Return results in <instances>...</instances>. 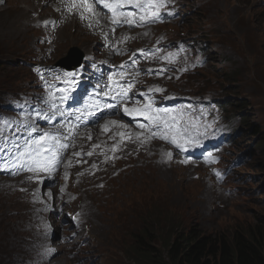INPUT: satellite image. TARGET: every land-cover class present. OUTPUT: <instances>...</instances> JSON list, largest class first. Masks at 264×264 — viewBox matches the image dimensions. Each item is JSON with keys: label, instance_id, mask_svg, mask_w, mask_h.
<instances>
[{"label": "rangeland", "instance_id": "1", "mask_svg": "<svg viewBox=\"0 0 264 264\" xmlns=\"http://www.w3.org/2000/svg\"><path fill=\"white\" fill-rule=\"evenodd\" d=\"M183 2L192 11L185 27L209 43L208 51L212 58L208 68L195 75L190 84L198 92H210L232 103L229 108L230 113L239 116L237 122L241 124L244 132L235 151L248 150L252 155L247 164L239 169L238 174H235L230 182L235 195L229 205L224 209L214 210L212 215L215 218L209 224L214 225L217 220L221 219L222 227L217 233L210 234L207 230L195 226L194 217L187 215L185 209L188 214L196 216L199 204L223 200V197L219 195L220 197L204 198L196 190L193 191L194 193L189 192L186 189L188 185L183 180L167 181L164 173L156 174V172L142 170V176L138 178L136 186L131 188L135 194L141 195L145 184H161L164 189L172 191V199L169 197H162L159 200L142 199L136 200L133 205L126 206L128 196H123L119 202V215H110L108 219L99 221L106 231L111 232L110 246L128 260L136 259L139 264L147 263L142 257L148 252H144L142 248L145 247L149 251L151 246L162 248L169 239L175 238L178 232L188 234L191 227L196 228L197 233L212 239L218 236L226 237L231 231L245 232L248 230L255 224L251 216L254 214L247 213L243 208L244 198L241 194V186L249 187L254 184H250L248 180L244 184V180H239V178L250 173L264 172V3L262 0H184ZM14 8L13 3L7 10L12 12L9 18L17 21L15 12L11 11ZM15 28L13 31L19 34L28 31L26 27L17 26ZM10 35L5 25L0 23V92L7 88L6 85L10 79L20 78L26 74V69L22 68L18 62L21 57L25 58L31 52L26 40L20 38L18 45L12 43L17 39L10 38ZM75 38L77 37L72 40ZM5 40L7 44L3 45L2 42ZM76 43L79 45V41ZM10 82L13 90L20 86L18 80L15 85H13L14 81L10 80ZM0 108H3L1 101ZM253 125L256 126L254 127L256 131L251 130ZM135 176L136 172L133 171L124 177L122 182H132V178L135 183ZM215 189L217 188L212 186L203 192H212ZM146 193L150 196L149 187ZM1 196L4 200L0 206V216L2 208L12 207L9 205L11 201L5 199L2 194ZM249 205L260 209V206ZM142 208L146 209L139 213ZM235 215L243 219L236 220ZM89 219L86 222L90 226H95L94 220ZM86 229L89 228L86 227ZM143 237L145 239H142ZM3 247L0 241V264H3L6 256V251H2ZM18 248L19 246H16L14 250ZM136 254L138 256H135ZM63 261L59 259V262Z\"/></svg>", "mask_w": 264, "mask_h": 264}, {"label": "snow or ice", "instance_id": "2", "mask_svg": "<svg viewBox=\"0 0 264 264\" xmlns=\"http://www.w3.org/2000/svg\"><path fill=\"white\" fill-rule=\"evenodd\" d=\"M103 8L107 9L112 16L113 24L126 23L129 26H139L142 23L155 22L162 19L161 10L165 9L169 0H99ZM83 7L89 13H94L95 4L90 0H73V4L69 7V11H72L73 7ZM130 6L137 9L138 12H123L122 8ZM168 15H172L171 12ZM171 63V58L169 57ZM39 71V70H37ZM71 75V74H69ZM112 80V77H109ZM128 89L121 87L120 95L124 98L128 97ZM157 91H162L156 89ZM152 91V89H149ZM141 95H144L141 93ZM115 98V97H113ZM66 99V97L64 98ZM109 107H114L109 105ZM124 113L129 116L140 115L145 120H148L150 124L157 129L162 128L159 138L163 140H169V134H171L170 142L175 145L176 148H183L184 143L180 142L179 132L177 125L179 119L176 115L172 114L170 109H157L154 107V102L149 99L142 107H125ZM40 114L37 113V116ZM7 124V121L4 122ZM115 123V122H113ZM141 129L146 128V125H139ZM2 131V129H0ZM38 132L36 127H30L27 131V137H24V144L21 146L18 143L13 144V152L8 153L9 158L0 159V170L9 171L12 175H17V169L26 170L33 173H39L47 171L51 173L55 170L57 163L59 162V149H65L68 145L61 142V138L58 134L51 132H43L40 135L33 136V133ZM157 133L152 132L147 139L156 138ZM7 140V138H5ZM58 146V147H57ZM5 149H0V152ZM91 155V153H89ZM171 158V153L167 154ZM210 162H215L211 159V153H209ZM188 161H184L187 163ZM219 175V174H217ZM48 196L51 197L52 193L49 192Z\"/></svg>", "mask_w": 264, "mask_h": 264}, {"label": "trees", "instance_id": "3", "mask_svg": "<svg viewBox=\"0 0 264 264\" xmlns=\"http://www.w3.org/2000/svg\"><path fill=\"white\" fill-rule=\"evenodd\" d=\"M196 231L191 227L188 234L178 232L162 248H142L148 252L146 260L150 264H264V223L215 239Z\"/></svg>", "mask_w": 264, "mask_h": 264}, {"label": "bare ground", "instance_id": "4", "mask_svg": "<svg viewBox=\"0 0 264 264\" xmlns=\"http://www.w3.org/2000/svg\"><path fill=\"white\" fill-rule=\"evenodd\" d=\"M28 5H27V4ZM14 4H15V8H14V10H11V11H13V12H15V17H17L18 19H17V21L23 16V14H25V10H20L22 7H23V5L25 4L26 6H24V7H28V9H34L35 7H34V5L32 4V0H27V1H23V0H16V2H14ZM1 10H2V8L0 7V12H1ZM8 14H10V13H12V12H10V10H8ZM14 14V13H13ZM1 15V14H0ZM2 19V18H1ZM15 29H18V28H15ZM25 29V28H24ZM19 30V29H18ZM17 30V31H18ZM15 31V30H14ZM29 31V30H28ZM19 32V31H18ZM20 34H21V32H20ZM69 33L67 32V30H64L63 32H62V35H68ZM75 34V33H74ZM8 36V35H7ZM62 48H64V47H62ZM248 85H250V84H248ZM95 158V157H94ZM163 174V173H162ZM213 178V177H212ZM107 180V179H106ZM161 180V179H160ZM2 183H4V182H1L0 181V184H2ZM152 184V183H151ZM135 186H136V184H135ZM168 186V185H167ZM176 187V186H175ZM169 188V187H168ZM8 189V187H7V185H4V186H1L0 185V206L3 204V198H2V196H1V194L4 196V198L5 199H7V200H10L11 202L10 203H13V200H12V197L11 196H9V195H7L6 193H5V191ZM135 189V188H134ZM173 189V188H172ZM170 190V189H169ZM176 190V189H175ZM172 192V191H171ZM174 192V191H173ZM176 193V192H175ZM207 193H210V192H207ZM9 203V205H11ZM2 213H4V209L2 208ZM101 223V222H100ZM99 223V224H100ZM103 227V226H102Z\"/></svg>", "mask_w": 264, "mask_h": 264}, {"label": "clouds", "instance_id": "5", "mask_svg": "<svg viewBox=\"0 0 264 264\" xmlns=\"http://www.w3.org/2000/svg\"><path fill=\"white\" fill-rule=\"evenodd\" d=\"M262 224V223H264V222H255V224L254 225H258V224ZM197 226V225H196ZM198 228H200V226H197ZM220 227H222V222H221V226ZM219 227V228H220ZM219 228H214L213 230L214 231H212V232H210V233H217L218 232V230H219ZM209 233V234H210ZM199 234H201V233H199ZM123 236V235H122ZM201 236H204V234H201ZM143 239V238H142ZM95 248L97 249V251L101 254V255H103L104 257H107V258H110V256H114L116 253H117V251H115L111 246H110V244H108V243H105V242H103L102 240H101V238H97L96 239V242H95ZM129 254V253H128ZM131 256V255H130ZM135 256H138V254H136ZM142 259H143V261H145V262H147V263H143V264H150L147 260H146V256H144V257H142ZM133 263V264H139L137 261H136V259H132V260H128L126 257H125V261H124V264H128V263Z\"/></svg>", "mask_w": 264, "mask_h": 264}, {"label": "water", "instance_id": "6", "mask_svg": "<svg viewBox=\"0 0 264 264\" xmlns=\"http://www.w3.org/2000/svg\"><path fill=\"white\" fill-rule=\"evenodd\" d=\"M72 55H76V59L74 61H71L72 59L68 58V59H70V60L67 61L69 63V66H71L72 64H74V65L80 64L81 59H82L81 53L76 51V49H72L70 56H72Z\"/></svg>", "mask_w": 264, "mask_h": 264}]
</instances>
